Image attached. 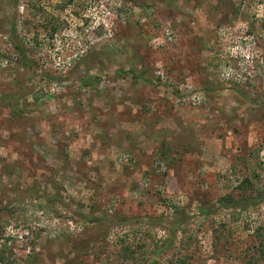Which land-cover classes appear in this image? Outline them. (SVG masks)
I'll return each instance as SVG.
<instances>
[{
  "label": "rangeland",
  "instance_id": "obj_1",
  "mask_svg": "<svg viewBox=\"0 0 264 264\" xmlns=\"http://www.w3.org/2000/svg\"><path fill=\"white\" fill-rule=\"evenodd\" d=\"M0 264H264V0H0Z\"/></svg>",
  "mask_w": 264,
  "mask_h": 264
}]
</instances>
